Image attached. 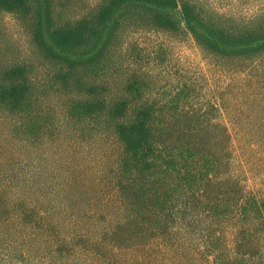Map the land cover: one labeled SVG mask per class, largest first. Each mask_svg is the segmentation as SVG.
I'll return each instance as SVG.
<instances>
[{
  "label": "trees",
  "instance_id": "trees-1",
  "mask_svg": "<svg viewBox=\"0 0 264 264\" xmlns=\"http://www.w3.org/2000/svg\"><path fill=\"white\" fill-rule=\"evenodd\" d=\"M208 7L0 0V149L24 140L48 172L23 168L21 145L0 168V264H264V193L233 172L221 116L240 114V98L222 84L218 101L201 100L196 77L173 72L154 41L191 37L214 59L264 55L263 22L239 28ZM57 156L74 177L55 184ZM69 194L86 208L67 222Z\"/></svg>",
  "mask_w": 264,
  "mask_h": 264
},
{
  "label": "rangeland",
  "instance_id": "rangeland-1",
  "mask_svg": "<svg viewBox=\"0 0 264 264\" xmlns=\"http://www.w3.org/2000/svg\"><path fill=\"white\" fill-rule=\"evenodd\" d=\"M205 1L210 10L224 14L229 18L228 25L246 28L252 26V21L255 20H260L264 24V0ZM261 32L264 34V26L263 30H260ZM141 35V33L137 34L139 39H141ZM154 37L155 35H152V40ZM154 41L163 42L165 44L164 50L172 54V57L167 61L169 62L168 67H173V72H182L186 76L196 77L197 85L195 89L201 100L218 101L214 100L213 93L218 91L216 85L222 84L226 92L232 90L237 94L234 97L239 96L240 101L236 105L242 108L240 114H232L230 108H227V110L221 109V116L226 119L232 132L231 168L236 175H239L240 179L242 178L243 184L248 189L264 193V86L260 87L262 85L260 77L264 78V55L253 60H245L241 56V58L238 56L234 59L232 57L221 58L215 56L214 59L201 49L191 37L182 40L172 37L170 34L161 33V36L154 39ZM179 80L176 79L173 82L177 84ZM227 95L225 94V97ZM7 129L8 127H0V133ZM4 142L3 147L0 149V168H7V165L13 164L9 163L10 153L21 145L20 154L23 159L17 161L20 160L22 167L26 168L29 162H34L36 171L48 175L46 169H41L37 153L29 154L27 152L28 150L24 145L26 141H7L4 139ZM69 162L68 158L60 156L55 157L53 160L52 175L55 176V184L65 178L74 177V170ZM36 176L40 175L36 172ZM245 177L246 180H244ZM82 190L80 196L84 194ZM71 195L69 194L66 200L61 202L62 208L65 207L66 209L64 217L67 222L73 220L78 211L85 215L86 198H76V194L74 197ZM78 199L82 201L79 208H77ZM74 201H76L75 205L71 206ZM69 207L74 214H66ZM1 236L0 231V251L3 247L2 241H4Z\"/></svg>",
  "mask_w": 264,
  "mask_h": 264
}]
</instances>
